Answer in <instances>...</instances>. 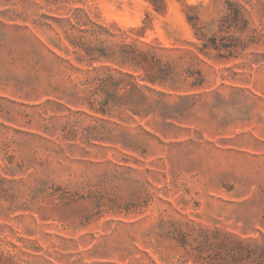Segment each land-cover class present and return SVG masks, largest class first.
<instances>
[{"label": "rangeland", "instance_id": "rangeland-1", "mask_svg": "<svg viewBox=\"0 0 264 264\" xmlns=\"http://www.w3.org/2000/svg\"><path fill=\"white\" fill-rule=\"evenodd\" d=\"M0 264H264V0H0Z\"/></svg>", "mask_w": 264, "mask_h": 264}]
</instances>
